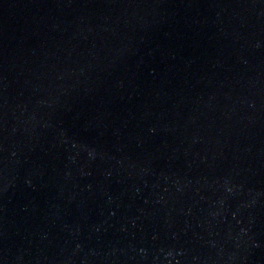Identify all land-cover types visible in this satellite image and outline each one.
<instances>
[{"label":"water","instance_id":"1","mask_svg":"<svg viewBox=\"0 0 264 264\" xmlns=\"http://www.w3.org/2000/svg\"><path fill=\"white\" fill-rule=\"evenodd\" d=\"M0 264H264V0H0Z\"/></svg>","mask_w":264,"mask_h":264}]
</instances>
